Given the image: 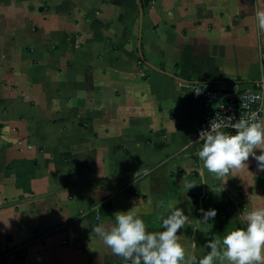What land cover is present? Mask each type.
Wrapping results in <instances>:
<instances>
[{"label": "crops", "instance_id": "1", "mask_svg": "<svg viewBox=\"0 0 264 264\" xmlns=\"http://www.w3.org/2000/svg\"><path fill=\"white\" fill-rule=\"evenodd\" d=\"M260 10L264 0H0V264H127L92 228L135 207L158 231L170 205L199 259L241 210L264 207L251 157L224 191L201 175L190 90L264 79ZM200 208L217 209L209 225Z\"/></svg>", "mask_w": 264, "mask_h": 264}, {"label": "clouds", "instance_id": "2", "mask_svg": "<svg viewBox=\"0 0 264 264\" xmlns=\"http://www.w3.org/2000/svg\"><path fill=\"white\" fill-rule=\"evenodd\" d=\"M254 19L256 27L264 31V10L255 11ZM230 127L235 130L234 135L218 130V124L201 131L198 143L202 140L203 144L196 153L201 175L206 171L218 178L223 191L228 181L224 178L238 170H248L250 157L256 162L257 171L264 172V123L240 119ZM182 186L189 191L196 185ZM133 209L115 213L110 229L104 225L92 228L112 254L127 264H264V207L241 210L236 217L240 226L207 240L204 247L210 251L199 259L187 254L180 242L178 232L188 221L182 208L170 205L168 214L160 217L158 231H150ZM199 211L205 225L217 216L215 208Z\"/></svg>", "mask_w": 264, "mask_h": 264}, {"label": "built area", "instance_id": "3", "mask_svg": "<svg viewBox=\"0 0 264 264\" xmlns=\"http://www.w3.org/2000/svg\"><path fill=\"white\" fill-rule=\"evenodd\" d=\"M143 1L151 3L155 0ZM190 90L202 105L200 125L192 139L199 149L203 144L202 140L198 143L200 133L209 131L211 124H218V130L234 135L235 130L230 126L240 119L263 123L264 79L247 88L237 86L231 89H222L210 82H193Z\"/></svg>", "mask_w": 264, "mask_h": 264}, {"label": "water", "instance_id": "4", "mask_svg": "<svg viewBox=\"0 0 264 264\" xmlns=\"http://www.w3.org/2000/svg\"><path fill=\"white\" fill-rule=\"evenodd\" d=\"M175 78H178V77H176V76H174Z\"/></svg>", "mask_w": 264, "mask_h": 264}]
</instances>
